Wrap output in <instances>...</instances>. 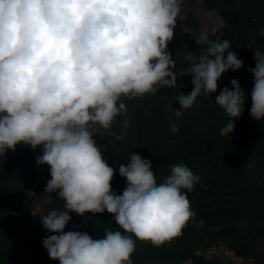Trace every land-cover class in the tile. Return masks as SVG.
I'll use <instances>...</instances> for the list:
<instances>
[{"label": "clouds", "instance_id": "clouds-1", "mask_svg": "<svg viewBox=\"0 0 264 264\" xmlns=\"http://www.w3.org/2000/svg\"><path fill=\"white\" fill-rule=\"evenodd\" d=\"M181 11V0H0V156L18 144L42 146L36 164L50 168L45 193L64 201L61 210L38 213L53 233L43 246L59 264H133L138 241L159 248L180 236L193 215L187 192L201 177L190 168L171 166L157 183L151 161L131 154L127 166H119L126 188L117 195L110 186L114 169L93 139L106 133L123 140L132 119L125 100L161 87L176 90L178 78L191 75V92L177 94L164 108L175 135L184 111L199 96L215 93L223 73L242 67L228 39L202 34L195 43L206 45L203 53L188 52V67L176 68L166 49ZM256 35L264 37V30ZM260 47L252 49L255 67L248 69L254 78L250 116L257 122L264 119ZM230 85L215 99L227 117L221 137L232 135L245 105L238 81ZM118 117L120 134L112 131ZM104 212L119 230L107 228L96 239L64 232L69 213Z\"/></svg>", "mask_w": 264, "mask_h": 264}, {"label": "trees", "instance_id": "trees-1", "mask_svg": "<svg viewBox=\"0 0 264 264\" xmlns=\"http://www.w3.org/2000/svg\"><path fill=\"white\" fill-rule=\"evenodd\" d=\"M181 9L188 12L174 28L166 49L176 68L188 67V52L199 56L206 48L195 43V35L200 36L203 28L200 14L220 22L218 28L210 26L206 35L213 40L217 36L228 39L243 65L235 72L223 73L215 93L199 96L193 107L184 111L175 135L169 131L164 108L177 94L191 92V75L178 78L176 90L161 87L154 95L125 100L132 119L123 140L116 141L106 133L93 136L104 149L103 159L114 169L110 186L117 195L126 188L119 166H127L131 154L151 161L157 183L170 175L176 164H184L201 177L187 192L193 215L181 235L159 248L138 241L131 259L133 264H229L218 252L224 249L242 262L264 264V119L257 122L250 116L254 78L248 71L255 67L252 49L256 44L264 53V37L256 35L264 30V0H181ZM232 79L244 90L245 105L233 121L232 135L221 137L227 117L215 99L223 88H231ZM179 107L173 104L174 109ZM119 119L112 125L116 134L122 131ZM35 157V150L23 144L0 156V264H59L49 258L43 246V240L53 233L37 224L33 208L44 203L48 209L61 210L64 201L56 193H45L50 168L43 165L45 180L39 181ZM69 215L65 233L86 232L96 239L103 237L107 228L119 230L107 212Z\"/></svg>", "mask_w": 264, "mask_h": 264}, {"label": "rangeland", "instance_id": "rangeland-1", "mask_svg": "<svg viewBox=\"0 0 264 264\" xmlns=\"http://www.w3.org/2000/svg\"><path fill=\"white\" fill-rule=\"evenodd\" d=\"M186 11L187 10H182L181 11V14L180 16L177 18L176 20V25L180 24L184 15L186 14ZM188 12V11H187ZM196 12H199L198 10ZM199 19L200 21H202V30L200 32V36L202 34H206L207 31L209 30V27L211 26V28H218L219 26V21L214 17V16H209V17H206V15H203V14H200L199 15ZM209 24V25H206V24ZM199 37L198 34L195 35V38ZM97 146H100L99 143H96ZM35 154H36V157L35 159L38 157V156H41L42 155V146L40 147H37L35 149ZM42 167L43 165L41 166H37L36 164V168H37V172L39 174V181H44L45 180V177L44 176H41L43 175L42 174ZM48 210L47 208V205L44 204V203H41V204H36L33 208V214L34 216L38 217L39 218V221H37V224H41V218H40V214H38L39 212H46ZM214 251V250H213ZM217 252V251H216ZM218 252L219 254L222 255V257L229 263V264H251V263H246V262H242L241 260H239L238 257H236L232 252H227L226 250L224 249H218Z\"/></svg>", "mask_w": 264, "mask_h": 264}]
</instances>
